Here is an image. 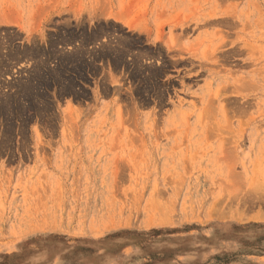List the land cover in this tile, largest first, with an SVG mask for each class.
<instances>
[{
  "label": "rangeland",
  "instance_id": "obj_1",
  "mask_svg": "<svg viewBox=\"0 0 264 264\" xmlns=\"http://www.w3.org/2000/svg\"><path fill=\"white\" fill-rule=\"evenodd\" d=\"M0 264H264V0H0Z\"/></svg>",
  "mask_w": 264,
  "mask_h": 264
},
{
  "label": "bare ground",
  "instance_id": "obj_2",
  "mask_svg": "<svg viewBox=\"0 0 264 264\" xmlns=\"http://www.w3.org/2000/svg\"><path fill=\"white\" fill-rule=\"evenodd\" d=\"M221 212V211H220Z\"/></svg>",
  "mask_w": 264,
  "mask_h": 264
}]
</instances>
